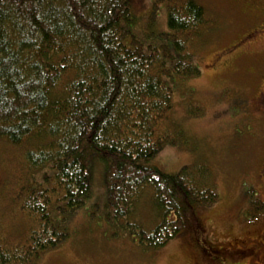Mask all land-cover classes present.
<instances>
[{
  "label": "trees",
  "instance_id": "16d2710c",
  "mask_svg": "<svg viewBox=\"0 0 264 264\" xmlns=\"http://www.w3.org/2000/svg\"><path fill=\"white\" fill-rule=\"evenodd\" d=\"M131 3L0 0V138L23 149L32 178L21 186L26 229L5 236L0 219V264H34L67 237L65 215L91 196L95 159L106 217L142 246L164 245L218 201L207 166L167 173L148 163L176 142L174 92L201 72L194 47L211 21L206 8L153 0L166 6L170 42H146ZM186 105L193 115L204 108ZM147 190L161 216L151 229L129 219Z\"/></svg>",
  "mask_w": 264,
  "mask_h": 264
},
{
  "label": "rangeland",
  "instance_id": "374dc122",
  "mask_svg": "<svg viewBox=\"0 0 264 264\" xmlns=\"http://www.w3.org/2000/svg\"><path fill=\"white\" fill-rule=\"evenodd\" d=\"M197 1L211 20L194 47L201 72L183 81L180 92H174L171 118L177 127L175 132L172 130L176 142L165 144L148 163L167 173H176L184 165L207 166L213 174L218 201L200 205L198 221L191 219L164 245L142 246L133 240L124 221L106 217L104 162L95 159L90 168L91 196L65 215L67 237L40 254L34 264H205L198 249L215 264H256L257 259L264 262V187L259 194H251L254 208L248 207L244 190V182L255 180L264 161V112L256 103L264 84V73L259 75L264 71V53L258 59L246 57L238 63L234 58L247 43L229 51L227 68L215 71L206 66L213 54L230 47L249 30L245 20L256 13L249 11L246 0ZM131 4L143 40L170 42L164 3L158 8H154L153 0H132ZM257 69L258 74H249L248 70ZM190 100L203 105L200 114L188 112L186 102ZM26 165L23 149L0 138V219L5 236L21 233L29 223L22 208L26 201L21 190L32 180ZM129 219L145 229L161 220L151 191H146Z\"/></svg>",
  "mask_w": 264,
  "mask_h": 264
},
{
  "label": "flooded vegetation",
  "instance_id": "af4514ba",
  "mask_svg": "<svg viewBox=\"0 0 264 264\" xmlns=\"http://www.w3.org/2000/svg\"><path fill=\"white\" fill-rule=\"evenodd\" d=\"M249 3V11H254L256 15L250 16V18L245 20L247 23L250 24L249 30L239 39L237 40L233 45H230V47H226L219 51L218 53H215L210 58L207 66V69H217L215 71H219L220 69H224L227 67H224L227 65L228 60L230 58V52L232 50L237 49V47H242L243 45L249 43L248 46H246L240 54H238L234 59H237V62L240 63L245 60L246 57H252L258 59V55L264 53V0H246ZM236 47V48H234ZM229 52V53H228ZM260 68V67H259ZM249 74H258L259 71L257 70H248ZM226 72H222L221 74H225ZM264 71H261L259 73L260 77H262V74ZM219 74V75H221ZM264 76V75H263ZM256 103L257 107L264 112V84L262 89L258 92L256 96ZM257 175L255 176L254 181H246L244 182V190H246L248 195V207L254 208L252 205V202L250 201L251 194H259L260 189L264 187V161L260 165L259 169L257 170ZM259 196V195H258ZM260 197V196H259ZM264 200V199H262ZM258 202V201H256ZM264 207V205H262ZM248 210V213L250 214V209ZM251 214L249 215V218ZM264 236V233H263ZM198 254L205 258V264H215L214 262L208 260L204 253L198 249ZM256 253V252H255ZM256 264H264L259 259H257Z\"/></svg>",
  "mask_w": 264,
  "mask_h": 264
}]
</instances>
